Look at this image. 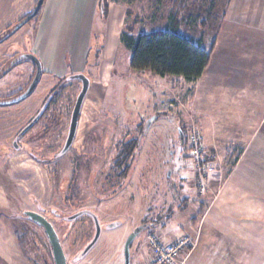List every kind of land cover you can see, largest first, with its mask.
I'll use <instances>...</instances> for the list:
<instances>
[{
    "label": "rangeland",
    "instance_id": "1",
    "mask_svg": "<svg viewBox=\"0 0 264 264\" xmlns=\"http://www.w3.org/2000/svg\"><path fill=\"white\" fill-rule=\"evenodd\" d=\"M212 1L187 0L179 12L183 21L177 32L194 39L202 34L204 44L218 34L213 46L217 51L223 47L220 26L228 0ZM122 10L123 29L128 25L134 34L162 27L167 20V6L154 0H133ZM208 13L213 18H207ZM195 17L196 24L192 23ZM202 19L206 21L204 29L199 24ZM236 20L233 18L226 29L237 32L243 28ZM19 22L0 31V100L28 88L35 73L29 69H35V64L26 54L39 59L43 72L27 96L0 104V264H30V257L38 264L43 259L44 264H54L43 229L21 214L22 209H33L35 202L54 211L45 215L59 236L67 264H125V243L141 227L129 244V261L134 264L149 254V234L160 236L176 226L186 228L190 222L196 226L199 220L193 216L197 210L191 199L205 201L202 195L207 178L219 170L212 154L197 158L188 141L191 132L199 144L203 138L190 98L197 80L133 71L131 54L119 43V23L114 15L107 24L93 23L90 38H81V58L72 47V27L58 24L42 39L40 35L35 38L36 19L13 31ZM75 67L83 69L75 72ZM26 70L23 84L21 74ZM78 73L86 75L89 87L72 144L61 152L81 89V81L70 77ZM207 74L221 73L204 72L205 80ZM214 78L221 79L220 75ZM60 82L64 86L46 116L17 139L16 146L14 137L35 119L43 100ZM200 85L204 87L201 92L207 90L206 82ZM213 91L208 88L209 97L221 96ZM235 108L231 104L230 112ZM132 141L135 146L127 174L118 177L114 162ZM195 163L199 164L197 174L188 172L187 167L194 168ZM205 165L214 166L210 175L203 172ZM177 176L183 177L181 192H177ZM193 178L197 179L194 188L190 186ZM196 187L198 196H193ZM179 204L184 208L177 209ZM81 209H89L98 218L100 234L77 260L94 235L91 217L77 214ZM56 213L59 217L76 216L62 221Z\"/></svg>",
    "mask_w": 264,
    "mask_h": 264
},
{
    "label": "crops",
    "instance_id": "2",
    "mask_svg": "<svg viewBox=\"0 0 264 264\" xmlns=\"http://www.w3.org/2000/svg\"><path fill=\"white\" fill-rule=\"evenodd\" d=\"M36 3L37 0H0V31L30 14ZM104 4L103 13L100 0H43L35 38L40 35L43 39L57 29L56 25L66 24L73 28L72 47L81 58V38H90L93 23H108L114 15L121 44L123 5L112 0ZM224 11L220 26L224 30L220 37L223 47L215 51L214 46L204 71L221 74H207L205 80L203 72L190 95L203 137L200 152L205 157L212 154L219 170L207 178L202 195L205 201L201 197L191 199L198 224L176 226L169 233L161 232L160 237L173 241L181 233L195 235L199 229L186 264H264V0H228ZM233 18L243 27L237 32L227 30ZM219 52L222 54L217 58ZM81 69L75 67L74 71ZM30 70L35 72L36 67ZM27 71L21 74L23 84ZM219 75L221 79L214 80ZM200 82L214 84L206 87L221 96L209 97L208 88L201 92L204 87ZM231 104L236 106L234 113L230 112ZM188 168V172L197 174L199 164ZM196 180L190 181L193 188ZM182 182L183 177L177 176V192H181ZM192 194L198 196L197 187ZM182 207L177 205V209ZM138 263H144V256L134 264Z\"/></svg>",
    "mask_w": 264,
    "mask_h": 264
},
{
    "label": "trees",
    "instance_id": "3",
    "mask_svg": "<svg viewBox=\"0 0 264 264\" xmlns=\"http://www.w3.org/2000/svg\"><path fill=\"white\" fill-rule=\"evenodd\" d=\"M104 1L105 0H100L103 13L105 12ZM112 1L120 3L123 6H130L133 0ZM154 1L157 3V5L165 4L168 8L166 18L167 20L162 27L154 28L147 32L139 31L134 34L132 32V27L127 25L120 34L121 44L131 54L130 68L136 72L148 70L160 77L177 76L182 77L187 82L196 81L201 77L209 63L210 55L215 44V39H211L208 44H204L205 42L203 40L202 34L199 38L194 39L181 35L177 32L179 23L183 21V19H179V12L185 8L187 0ZM201 1L205 2V0ZM212 2L214 3L215 0ZM154 10L155 9H153L152 14L156 15ZM127 11L128 10H126V12ZM39 12L40 9L29 21L35 20L38 17ZM211 17L213 18V15L208 13L207 18ZM187 19L190 18L187 17ZM197 21L198 20L195 17V21L192 23L196 24ZM199 24L201 28L204 29L206 21L202 19L200 20ZM63 86L64 83L61 82L56 84V86L53 87L51 92L43 100L41 109L35 117V119H37L35 124L46 116L50 105L55 100V95L63 88ZM26 89L27 87L20 92H24ZM15 96L17 97V95ZM129 143L121 150L120 153H118V156L114 162L113 167L115 172H117L116 176L118 177H124L128 171L129 165H127V162L132 158V150L135 146L133 141L130 144ZM80 214L94 215L89 209H81ZM79 258L80 257H78L77 260H80Z\"/></svg>",
    "mask_w": 264,
    "mask_h": 264
},
{
    "label": "water",
    "instance_id": "4",
    "mask_svg": "<svg viewBox=\"0 0 264 264\" xmlns=\"http://www.w3.org/2000/svg\"><path fill=\"white\" fill-rule=\"evenodd\" d=\"M42 2H43V0H37V3L35 5L33 11L30 14H28L27 16H25L19 22V24L15 27V29H18L20 26H22L23 24H25L26 22H28L29 20H31L33 18L36 15V13L38 12V10L40 9ZM25 57H27L28 59L33 61V63L35 64V67H36L35 74L33 76L32 81L30 82L28 88L21 95H19L18 98H16L15 100H12L11 102L18 101L19 99H22L25 96H27L29 93H31V91L35 88V86H36V84H37V82L41 76V73H42L41 63L35 55L26 54ZM70 78L71 79H79L81 81V89L76 96V99H75V102H74V105H73V108L71 111L70 121H69V126H68V132H67V136H66L64 146L61 149V152H66L72 144V141H73L74 136H75V131H76V126H77L80 108H81L83 99H84L85 94H86L88 87H89V79L84 74H81V73L74 74V75H71ZM31 124H32V122L29 123L23 129V131L21 133H19V135H21L24 131H26L31 126ZM26 215L28 216V218H30L31 220L35 221L36 223H38L39 225H42L44 227L45 233H46V235L50 241V244H51L54 264H67V259H66L64 250L62 248V245L60 243L58 235H57L54 227L52 226V224L47 219H45L43 216H41L40 214H38L34 211H27ZM75 216L76 215H72L70 217V219H73ZM94 222H95L94 237L85 246V248L82 250L80 256L85 255L89 251V249L95 244V242L97 241V239L99 237L100 224H99L98 218L95 215H94ZM138 231H139L138 229L135 230V232H133L129 236V238L127 239V241L125 243V264H129V244L134 239V237Z\"/></svg>",
    "mask_w": 264,
    "mask_h": 264
},
{
    "label": "built area",
    "instance_id": "5",
    "mask_svg": "<svg viewBox=\"0 0 264 264\" xmlns=\"http://www.w3.org/2000/svg\"><path fill=\"white\" fill-rule=\"evenodd\" d=\"M188 141L189 145L194 147L197 158H200L199 138L191 132ZM213 170L214 166L211 165L203 167V172L206 175H210ZM198 231L199 229L195 231V235L187 232L181 233L179 238L173 241H163L160 236L149 234L147 242L150 252L144 257L143 264H186L191 250L196 245Z\"/></svg>",
    "mask_w": 264,
    "mask_h": 264
},
{
    "label": "flooded vegetation",
    "instance_id": "6",
    "mask_svg": "<svg viewBox=\"0 0 264 264\" xmlns=\"http://www.w3.org/2000/svg\"><path fill=\"white\" fill-rule=\"evenodd\" d=\"M14 30H16V29H14ZM23 92H20L19 91V94H17V97L14 95V96H12L11 98H9V99H6V100H0V104H2V103H6V102H8V103H10L12 100H15L16 98H18V96L19 95H21ZM14 102H16V101H14ZM13 102V103H14ZM35 121H37V119H33V121H32V124H31V126L26 130V131H24L21 135H16L15 137H14V141L12 142V143H14V144H16V146H17V139H20L23 135H25V133H27L34 125H35ZM31 121H29V123H30ZM29 123H27L26 124V126L29 124ZM25 126V127H26ZM35 206H34V208L33 209H22V212H21V214L23 215V218H25V219H28L30 222H32L33 224H35V225H37V226H39V227H41L42 229H43V231H44V233H45V230H44V227L42 226V225H39L38 223H36L35 221H33V220H31L30 218H28V216L26 215V212L27 211H34V212H36V213H38V214H40L41 216H43L45 219H47L48 221H49V218H47V215H45L46 214V212H48V213H54V211L52 210V209H46L45 207H42L41 206V204H39V203H37V202H35V204H34ZM78 215L80 214V213H77ZM57 217H58V219H60V220H62V221H69L70 220V217L69 216H66V217H64L63 215L61 216V217H59V214H55ZM89 216L91 217V219H92V221H93V223H94V234H95V222H94V215H92V214H89ZM50 223H51V221H49ZM52 224V223H51ZM53 226V225H52ZM55 229V228H54ZM56 231V230H55ZM133 232H135V230L133 231ZM139 232V231H138ZM137 232V233H138ZM57 233V232H56ZM136 233V234H137ZM45 235H46V233H45ZM58 235V234H57ZM46 237H47V235H46ZM93 237H94V235H93ZM93 237L91 238V240L93 239ZM58 238H59V236H58ZM47 239H48V237H47ZM90 240V241H91ZM89 241V242H90ZM88 242V243H89ZM48 243L50 244V241H49V239H48ZM87 243V244H88ZM86 244V245H87ZM85 245V246H86ZM85 246H84V248H85ZM50 247H51V244H50ZM83 248V249H84ZM82 249V250H83ZM82 250L78 253V257H80L79 259H81V258H83V256H80V254H81V252H82ZM21 251V250H20ZM51 252H52V249H51ZM19 257H20V255H19ZM52 258H53V255H52ZM30 259L32 260L31 261V263L30 264H38V262H37V260L36 259H34L33 257H30ZM130 260V259H129ZM44 259L42 260V264H44ZM53 262H54V259H53ZM2 264V263H1ZM129 264H130V261H129Z\"/></svg>",
    "mask_w": 264,
    "mask_h": 264
}]
</instances>
